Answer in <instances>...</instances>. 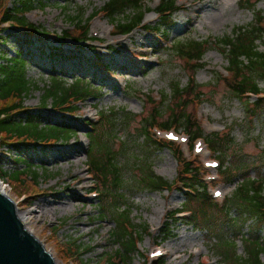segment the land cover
<instances>
[{
	"label": "rangeland",
	"instance_id": "rangeland-1",
	"mask_svg": "<svg viewBox=\"0 0 264 264\" xmlns=\"http://www.w3.org/2000/svg\"><path fill=\"white\" fill-rule=\"evenodd\" d=\"M16 1L4 0L9 7ZM33 1L36 9L27 15V20L45 36L30 39L27 34L8 29L1 34L3 44H0V52L8 57H14L15 51L21 53L26 63L27 78L38 87L24 99V107H40L43 90L58 78L66 85L80 81V84L86 85L94 93L95 99L90 98L78 104L72 118L64 117L69 119V129L73 134L67 143L44 151L34 150L27 156L20 155L21 157L13 150L0 146L2 171H15L16 166L8 161L10 158L18 156L25 160L32 157V165L39 175L36 186L27 180L18 189L11 183L0 180L18 210L21 213L32 212L26 221L27 228L51 253L57 264H78L63 259L64 252L60 245L67 242H76V245L87 248L80 256L81 261L86 264H96L100 258L121 251L115 233L119 226L124 231L131 230L130 225L135 226V232L142 236L137 252L130 258V264H144L145 260H149L150 253L158 249L164 254L160 258L164 264H219V257L214 250L221 252L220 247H224L226 242L217 237V228L211 229L205 224L192 228L188 226L190 221H181V216L170 222L168 215L183 207L185 197L176 189L171 193L150 191L140 184L143 173L149 175L148 164L155 176L168 182L176 178L177 166L169 151L146 146L139 136V129L143 119L151 114L150 109L157 97L169 95L172 84L178 83L184 87L187 83L185 65L173 54L175 44L193 39L205 41L208 44V52L203 60L205 67L195 76L202 93L199 100L202 104L197 106V117L205 134L229 133L232 136L234 148L240 150L239 155L249 164V170L244 173L246 179L264 180V103L256 111L250 112L243 102L235 98L223 82L227 62L218 48V41L231 35L233 29L249 26L258 17L263 18L264 2L252 7L254 0L248 1V4L239 0H219L224 8L214 12L216 18L213 20H200V17L195 19L194 15H186L180 10L174 15L173 21L171 19L173 24L167 26L160 35L134 31L129 50L133 55L143 54L141 51L147 50L146 59L138 60L118 45L122 41L130 43L129 37H110L109 33L114 31L110 20L101 14L90 19L109 0ZM175 1L183 9L189 6V2ZM215 2L216 0L195 1L196 6L201 7H211ZM156 4L157 0H144L145 8L150 11L144 17L145 25L157 23V16L153 13ZM245 5H248L247 9H243ZM75 17L87 24L90 36L101 42L81 48L70 42H63L62 37ZM260 22V28L264 30V20ZM164 38L166 42L161 44L160 39ZM141 44L143 48L140 47ZM263 46L264 43L260 44L259 50L264 52ZM107 47L110 48L109 55H106ZM121 62L125 64L118 65ZM260 73L254 69L251 74L257 76ZM103 81L107 83L103 84ZM80 88L76 85L77 90ZM259 88L264 91V83H260ZM51 106L50 101L45 106L46 111L52 112L50 115L39 111L42 114L40 116H49L53 122L59 121L61 118L55 115ZM123 111L134 117L127 124L121 121ZM160 111L163 119H166L168 110L164 108ZM187 112H191V107ZM112 113L118 115L114 131L116 138L113 141L107 138L111 128L105 125L103 118L99 119L101 116L110 117ZM89 122H97V130L91 135H97L103 141L101 144L95 141L90 153L88 139H91L85 129V124ZM104 142L112 147V155L115 156L117 189L113 185L112 176H107L106 179L89 177V155L94 152L104 154ZM181 151L188 156L186 147H182ZM207 158L208 154L204 151L201 159L205 161ZM105 160L102 155L101 161ZM234 163L231 156L227 160V167H232ZM17 168L21 170L23 164ZM215 174V171L209 172L210 177ZM221 182L224 181L219 180L216 188L227 198L233 194L234 186L221 185ZM40 192V196L26 198ZM99 192L103 197L90 198L91 193ZM222 201L223 198L216 200V203L220 205ZM237 205L241 206L242 203L238 202ZM125 216L129 219L128 223L124 220ZM231 216H235L234 211ZM120 220H123L121 224L118 223ZM223 220L220 218L217 221L220 227L224 224ZM144 227L147 231L142 233ZM253 228H258V225L250 229L253 231ZM222 229L223 234L228 232L224 227ZM242 232L246 233L247 228L244 227ZM166 236L168 239L164 241ZM235 236L232 233V238ZM260 237L264 242V226ZM235 243L237 253L242 256L241 243L237 240ZM261 262L264 264V257Z\"/></svg>",
	"mask_w": 264,
	"mask_h": 264
},
{
	"label": "trees",
	"instance_id": "trees-1",
	"mask_svg": "<svg viewBox=\"0 0 264 264\" xmlns=\"http://www.w3.org/2000/svg\"><path fill=\"white\" fill-rule=\"evenodd\" d=\"M242 1L248 4V1L251 0ZM143 2L144 0H109L98 14L101 13L110 20L116 35L126 36L142 28L144 16L149 12ZM260 2H264V0H254L252 7ZM246 6L248 5H245L243 9H247ZM35 7L33 0H17L11 4V7L6 6L4 0H0V28L4 26L0 29L1 45L3 44L1 34L8 28L21 29L33 33V35L39 34L34 25L30 24L26 18V15L34 11ZM250 9L253 11L252 8ZM176 11V3L173 0H159L154 12L161 23L155 29H148L160 33ZM98 14L93 15L92 18ZM77 18L71 20V30L64 34V39H70L76 43H87L92 40L89 36L88 26ZM259 18L256 23L259 22ZM263 43L264 32L253 25L236 28L231 36L218 41V48L227 62L230 76L228 79H223V82L235 98L243 102L247 111L250 112L256 111L264 103V99L261 98L262 91L259 88V84L264 83V52L259 50L260 44ZM207 45L205 41L194 39L175 44L173 54L185 65V70L188 73L187 83L184 87L178 83L172 84L169 95L163 96V101L160 104H152L151 114L143 119V124L139 129V136L146 146L167 150L173 156L177 164L176 178L173 182H168L157 177L150 170L148 164L149 175H144L141 169L143 177L140 184L150 191H169L171 193L176 189L184 193L185 204L182 209L191 213L188 220L191 224L188 225L194 228H198L200 224H205L211 229L216 227L217 237L226 242L224 247H220L221 252L214 250L219 257V264H263L261 258L264 257V242L260 233L264 226V180L262 178L246 179L244 173L249 170V164L243 161L239 155L240 150L234 148L232 136L229 133H223L211 134L206 137L207 144L215 158L222 163L219 168L221 178L225 184L234 186V193L221 206H218L207 194V185L203 181L205 171L201 164L195 159L184 158L178 146L165 141H157L151 133L153 127H158L162 130L182 131L191 140L203 136L202 128L195 114L197 106L201 104L199 100L202 98V93L199 91L201 87L196 83L195 75L198 70L204 67L203 59L208 52ZM14 53V57H8L0 52V146L8 147L18 152L19 155H26L38 146H41L44 151L53 147V144L70 141L73 134L69 129V124L65 122L52 124L50 120L44 119L40 114L29 113L23 107L24 99L38 87L28 80L26 63L22 59L21 53L18 51ZM254 69L261 73L254 76L251 74ZM76 85L81 87L80 90L76 89ZM93 94L86 85L80 84V81L66 85L61 78H58L43 90L41 106L45 108L47 102L50 101L52 109L63 111L72 116L76 111L75 105L91 98ZM249 96H252L254 100ZM189 107H191L190 113L187 112ZM159 108L168 110L166 119H163L162 110L160 111ZM18 115H22V117L19 118ZM117 116V113H112L110 117H102L105 125L111 128L107 134V138L111 141L116 138L114 131H116L115 125L118 122ZM121 116H123L121 121L124 124L134 118L130 113L124 111ZM90 130L92 131L89 132L91 143L93 144L95 141L97 144L103 143L100 138L96 137L97 135H91L96 132L97 126L91 125ZM104 144L102 146L104 154L94 152L95 155H93L94 153L89 155L91 173L94 177L104 179L107 176L117 178L112 147L106 142ZM102 155L106 158L104 162L101 161ZM231 156L235 163L232 167H227V160L231 159ZM25 160L20 157L11 160V163L16 166L15 171L8 173L0 169V179L8 180L16 189L27 180L36 186L39 175L32 165L31 158L27 157ZM20 164H23L22 170L17 168ZM238 202H241L242 205L238 206ZM232 211L235 212L233 217L231 216ZM169 218L170 222L174 219L172 216ZM220 218L224 219L222 227L228 230L224 234L222 227L217 222ZM254 225H258V228H253L252 231L250 228ZM244 227L247 228L246 233L242 232ZM131 228L135 227L131 225ZM119 230L122 232L120 233ZM143 231L147 230L142 228V233ZM232 233L236 235L235 238H232ZM115 237L121 245V251L100 258L96 264H130V258L137 251L134 232H125L119 226ZM166 239H168L167 236L164 237V240ZM138 240H141V236ZM234 240L241 243L242 256L237 253ZM63 246L60 245L65 261L86 264L80 258L87 248L76 245V242H67ZM102 259L104 260L100 263ZM158 264H163V262Z\"/></svg>",
	"mask_w": 264,
	"mask_h": 264
},
{
	"label": "water",
	"instance_id": "water-1",
	"mask_svg": "<svg viewBox=\"0 0 264 264\" xmlns=\"http://www.w3.org/2000/svg\"><path fill=\"white\" fill-rule=\"evenodd\" d=\"M0 264H57L0 184Z\"/></svg>",
	"mask_w": 264,
	"mask_h": 264
},
{
	"label": "bare ground",
	"instance_id": "bare-ground-1",
	"mask_svg": "<svg viewBox=\"0 0 264 264\" xmlns=\"http://www.w3.org/2000/svg\"><path fill=\"white\" fill-rule=\"evenodd\" d=\"M184 2H189V6L188 8H184L183 9V12L186 14V15H194L195 16V19H199L200 17V20H202L203 18H205L206 20H213L216 18L214 14V12L217 11V9H223L224 8V5L221 4L219 2V0H216V2L214 3L213 6L211 7H201V6H196V3L195 1L196 0H183ZM191 22V21H190ZM201 24V22H200ZM110 37H112V33L110 32L109 33ZM129 41L130 43L128 44H125V42H119L118 45L122 48L123 51L125 52H129V54L131 56H133V53L129 50V46H132V40H131V36H129ZM141 48H143L142 44L140 45ZM110 48L107 47V50H109ZM147 50L144 49L142 50L141 52L142 53H145ZM154 51V50H153ZM134 57V56H133ZM131 62V61H130ZM123 64H125L124 62H121V64H118V65H121L123 66ZM130 64V63H129ZM127 65V64H126ZM120 67V66H119ZM103 84H106L107 82H102ZM79 182V180H78ZM4 190H5V186H3ZM6 193V192H5ZM7 194V193H6ZM23 216H24V224H25V227L26 229L28 230L29 233L32 234V232L29 230V228H27L26 226V221L30 218L32 212H22Z\"/></svg>",
	"mask_w": 264,
	"mask_h": 264
}]
</instances>
